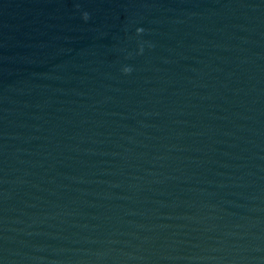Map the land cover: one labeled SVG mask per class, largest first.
<instances>
[{
    "label": "water",
    "instance_id": "95a60500",
    "mask_svg": "<svg viewBox=\"0 0 264 264\" xmlns=\"http://www.w3.org/2000/svg\"><path fill=\"white\" fill-rule=\"evenodd\" d=\"M0 264H264V0H0Z\"/></svg>",
    "mask_w": 264,
    "mask_h": 264
}]
</instances>
